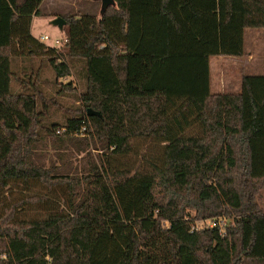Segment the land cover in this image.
<instances>
[{"label": "trees", "instance_id": "trees-1", "mask_svg": "<svg viewBox=\"0 0 264 264\" xmlns=\"http://www.w3.org/2000/svg\"><path fill=\"white\" fill-rule=\"evenodd\" d=\"M43 1L0 0V264H264V75L210 86V58L245 55L264 0H113L61 15L63 50L32 33ZM12 56L58 79L82 61L86 112L46 123L38 79L13 91ZM49 144L84 163L48 165ZM223 215L224 234L192 231Z\"/></svg>", "mask_w": 264, "mask_h": 264}, {"label": "rangeland", "instance_id": "rangeland-1", "mask_svg": "<svg viewBox=\"0 0 264 264\" xmlns=\"http://www.w3.org/2000/svg\"><path fill=\"white\" fill-rule=\"evenodd\" d=\"M113 0H44L41 4V15L35 16L32 23V33L40 38L47 35L49 39L42 41L48 46L63 50V36L65 27L61 30L52 25L54 18L72 13H90L100 17L107 5ZM59 39L61 42L56 43ZM243 57L235 56H212L210 58V86L213 93H239L242 89V77L244 75H264V28H247L244 34ZM252 55L253 59L250 57ZM71 68V75L56 78L52 66L47 62L46 57H17L12 56L11 68L13 72V91L29 93L25 86V80L30 77L38 79L39 85L46 97L50 109V115L46 123L52 121L64 123L72 115L79 111L86 112L87 107L81 99V94L85 89L84 67L80 60H68ZM70 84L71 87L61 93H57L59 87ZM64 131L61 129V133ZM61 147L59 144H54ZM49 153L45 159L49 165L52 162L58 166L69 168L82 165L83 154L76 151H67L61 158L55 151L52 144H49ZM93 155L97 156L99 151L92 149ZM69 164V167H68ZM258 202L264 212V190L258 195ZM191 217L196 215L195 210L190 211ZM229 217V216H228ZM232 222L236 217L230 216ZM198 223L202 220L197 219Z\"/></svg>", "mask_w": 264, "mask_h": 264}, {"label": "built area", "instance_id": "built-area-1", "mask_svg": "<svg viewBox=\"0 0 264 264\" xmlns=\"http://www.w3.org/2000/svg\"><path fill=\"white\" fill-rule=\"evenodd\" d=\"M48 39H49V36H47V35L40 37L41 41H46ZM63 40H64L63 42L67 41L66 38H64ZM60 42L61 41L59 39L56 40L57 44ZM231 222H232L231 217H228L225 215L207 218V219H202V221L200 223H198L197 221L194 223V225L192 227V231L203 230V229H208V228H219L220 233L224 234L226 231L227 225H229Z\"/></svg>", "mask_w": 264, "mask_h": 264}, {"label": "water", "instance_id": "water-1", "mask_svg": "<svg viewBox=\"0 0 264 264\" xmlns=\"http://www.w3.org/2000/svg\"><path fill=\"white\" fill-rule=\"evenodd\" d=\"M51 23H52V25L57 26L59 29L62 30L67 22L63 17L58 16V17L54 18V20ZM92 115L101 116V114L99 112L93 111L92 109H89L88 116H92Z\"/></svg>", "mask_w": 264, "mask_h": 264}, {"label": "crops", "instance_id": "crops-1", "mask_svg": "<svg viewBox=\"0 0 264 264\" xmlns=\"http://www.w3.org/2000/svg\"><path fill=\"white\" fill-rule=\"evenodd\" d=\"M250 57L253 59L252 55H250Z\"/></svg>", "mask_w": 264, "mask_h": 264}]
</instances>
